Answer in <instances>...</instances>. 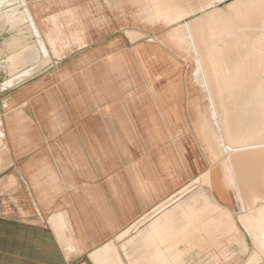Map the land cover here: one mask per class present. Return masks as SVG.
<instances>
[{"label": "crops", "instance_id": "obj_1", "mask_svg": "<svg viewBox=\"0 0 264 264\" xmlns=\"http://www.w3.org/2000/svg\"><path fill=\"white\" fill-rule=\"evenodd\" d=\"M85 1L0 0V172L16 182L24 201L29 202L26 195L32 198L33 219L41 221L7 222L0 264H77L106 241L118 245L121 231L166 195L147 149L138 160L134 145L159 130L154 116L138 115L139 107L157 108L164 118L165 93L179 95V89L155 84L169 73L162 66L171 34L166 43L157 41L158 47L149 37L140 43L142 37H119L112 54L91 34ZM237 3L221 12L227 17ZM229 29L200 51L201 39L193 36L192 56L206 99L197 126L209 152V188L218 203L234 211L220 198L218 184L211 189V165L249 155L240 145L257 134L264 141V27L234 30L229 23ZM180 38L176 48L186 52L185 38L191 37ZM107 67L119 77L113 86L105 84ZM138 92L147 96L141 105ZM172 112L178 114L174 107ZM208 119L213 130L220 119L226 124L227 147H216ZM251 124H261V131L249 132ZM252 155L264 156V147L253 148Z\"/></svg>", "mask_w": 264, "mask_h": 264}, {"label": "rangeland", "instance_id": "obj_2", "mask_svg": "<svg viewBox=\"0 0 264 264\" xmlns=\"http://www.w3.org/2000/svg\"><path fill=\"white\" fill-rule=\"evenodd\" d=\"M237 1L239 0L207 1L208 4L205 7L201 8V6H197L183 18L190 19L212 7H223L228 3H237ZM85 2L89 4L90 8L88 13L84 14L89 16L91 34H95V39L100 37V40H103L107 46V50L110 48L112 54L115 52V45H117L115 42L119 37L123 40V37H127V35L135 40L142 37V39L137 41L140 43L151 36L163 37L171 26L165 25L162 22L148 24L149 22L147 23V21L137 17L135 14L137 11V4H135L133 0H86ZM257 5L254 6V8L252 7L253 5L248 7V11L246 10V16L249 18L258 17L259 21H261L264 16V7L261 5L259 8ZM79 14L81 15V13ZM133 29L140 30V32L142 31L144 34ZM75 39H77V37ZM52 40L53 39H50V44L52 48L55 49V43H53ZM167 45V54L169 57L162 67L163 70L167 68L169 73L168 75L158 76L155 80V84L158 89H167L168 86L170 89L171 87L179 89V95L176 96L177 91L176 93H165V98L168 99L166 102L169 107L168 114H166V117L164 116V118L159 115L157 108H150L148 106L146 108L139 107L138 115H144L148 118L151 117V115L154 116L152 120L155 122V125L157 124L159 130L158 132H154L152 136L148 134L146 139H140L136 145H134V148L137 147L136 158L138 160L143 158L145 154L142 150L144 148L147 149L148 158H152L153 164L155 165V175L158 177L159 181L165 185L164 188L166 194H168L167 196L173 195L172 193L175 190L184 185H188L198 176L200 179L195 181V184L192 183L191 186H188V188L182 193L178 195L174 194V199H169V201L167 200L165 203L164 199L166 195H164L151 205L152 207L144 210L142 212L143 214H140L142 216L139 215L136 219L132 220L116 237L117 240H120L118 245L114 244L113 240L106 241L103 246L100 245L93 249L77 264H135V256L139 251H137L139 246L134 243V238L140 231L144 230L148 235L146 240L148 243L145 244L144 247L148 246V249H150L151 252H149V254L157 256L160 253H163V255L165 254V256L169 258L171 264H176L173 262L171 256L174 244L171 242L170 237L166 238L165 233L167 231L165 232V229L162 231L163 228L158 229L159 225L154 226V223L161 213L172 209L177 203L181 204L186 198L192 196L197 191L207 190L212 194L209 184L205 180L206 176H201L204 173V170L210 167V158L205 143L199 135L197 126V115L199 111L204 108L206 99L201 85L197 82L194 76L195 61L191 54H188L171 44ZM95 46H97V44L91 45V48ZM43 48L45 50L44 56L46 57L47 51L44 45ZM42 60L45 61V59ZM102 62H105L104 58L99 61H93L92 65H96L97 63L101 65ZM156 68L154 71L157 70ZM130 78H132V80L137 79L135 75ZM118 82L119 77L112 72L110 73L109 68L107 67L105 84L113 86ZM141 83L142 79L141 77H138L137 84L140 85ZM208 85V87H211L210 82ZM146 97L145 92H138L137 100L139 101V105L147 99ZM173 107L178 111V114L172 112ZM98 114L99 112L96 111L95 115ZM217 164L218 163H215L211 166L218 180V194L220 195V198L223 197L222 200L226 201L225 203H227L230 208L236 211L237 203L234 198L233 188L227 186L222 181L220 167L219 164ZM8 177L9 176H7L6 172H0V247L3 243L1 233L4 228L6 229L8 227L7 222L9 220H26L32 223L41 222L39 219H37V221L33 219L36 210L32 204V198L26 195V199H28L30 203L24 201V195L21 197L19 194L16 182L11 179L8 181ZM213 192H215V190H213ZM182 196L186 197L180 199ZM177 197L180 198L175 200ZM173 201L175 202L173 203ZM161 202V206L158 207L157 204ZM246 215H248L246 217L247 219L249 218L248 220L251 222L252 217H249V212H247ZM240 228L244 234L245 245L247 248L246 256L258 253L257 258L259 257V259H257L258 261L255 260L253 264H262L264 262V255L261 252L262 250L259 248V253V249L257 248V240L254 239L255 232L252 229H250L251 231L249 230V232H244L246 229H242V226H240ZM118 248L121 249V253H119ZM201 252H204V250H201ZM180 262L181 261L178 263L181 264Z\"/></svg>", "mask_w": 264, "mask_h": 264}, {"label": "bare ground", "instance_id": "obj_3", "mask_svg": "<svg viewBox=\"0 0 264 264\" xmlns=\"http://www.w3.org/2000/svg\"><path fill=\"white\" fill-rule=\"evenodd\" d=\"M207 1L211 0H133L137 4L135 14L140 19L142 18L147 23L149 22L148 24L162 22L165 25H171L166 33L171 34L169 41L172 46L176 47L179 44L181 36L182 39L183 36L191 37L185 38L187 44L190 43L186 47V53L191 55L194 54L193 36L195 35L201 39V44L198 43V46L200 47L201 45V47H198L197 50L200 51L211 45L214 40L218 42L222 37L224 38L230 31L229 23L234 30L242 25L264 27V16L261 21H259L258 17L249 18L246 16L248 7L253 5L252 7L254 8L257 4L258 7H261V5L264 7V0H240L236 6L230 9V12L228 10L227 17L225 12H221L225 11V6H211L212 8H208L209 10L204 11L200 15L190 19L183 18L195 7H205L208 4ZM140 33L144 34V32ZM166 37V34L163 37L151 36L149 41H152L153 45L158 47L157 41L166 43ZM202 67L203 69L206 68L207 64L205 65L202 62ZM225 125L221 119L218 125H214L217 137L216 147H227L223 140L225 137ZM206 128L208 132L211 131L214 135L213 123L210 122V119L207 120ZM257 128H260L261 131V124H251L249 132ZM229 129L234 131L232 124H228ZM258 137L257 134L255 139H249L240 145L249 149V155H233L224 157L222 161L219 159L217 162L220 167L222 181L233 188L234 198L237 203L236 211L223 206L222 203V205L219 204L218 200L216 201L209 191L201 190L186 198L181 204L177 203L172 209L161 213L157 218L154 226L159 225L158 229L163 228L162 231L164 229L165 232L167 231L165 233L166 238L170 237L171 242L174 244L171 256L176 264L179 261H181V264H226V262L230 264H253L255 260L259 259V257L257 258L258 253L246 256L247 248L240 226H242V229H246L244 232H249L250 229L255 232L254 239L257 240V248H260L264 255V156L252 155L253 148L264 147L261 135ZM231 146H235V144ZM225 159H228V165H226ZM205 170L203 173L205 175L202 174L201 176H206L205 180L209 184L208 171L207 169ZM212 176L213 189L218 180L214 171ZM198 177L188 185L175 190L172 193L173 195L167 196L168 194H166L167 197L165 196L164 202L174 199L175 195L185 191L192 183L195 184V181L200 179ZM179 198L177 197L175 200ZM162 202L157 204V206L160 207ZM247 212H249V217H252L251 222L246 217L248 216L246 215ZM147 237V232L144 230L140 231L134 238V243L139 246L137 248V251H139L135 256V264H171L169 258L163 253L157 256L149 254L150 249H148V246L144 247L148 243L146 241ZM200 250H204V252L200 253ZM193 254H197L198 258L193 259ZM190 259H193V261H190Z\"/></svg>", "mask_w": 264, "mask_h": 264}, {"label": "water", "instance_id": "obj_4", "mask_svg": "<svg viewBox=\"0 0 264 264\" xmlns=\"http://www.w3.org/2000/svg\"><path fill=\"white\" fill-rule=\"evenodd\" d=\"M198 190V189H197Z\"/></svg>", "mask_w": 264, "mask_h": 264}]
</instances>
